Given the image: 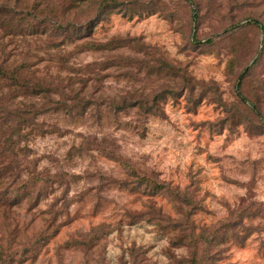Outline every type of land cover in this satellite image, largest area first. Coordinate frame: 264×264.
I'll return each instance as SVG.
<instances>
[{
    "label": "rangeland",
    "instance_id": "obj_1",
    "mask_svg": "<svg viewBox=\"0 0 264 264\" xmlns=\"http://www.w3.org/2000/svg\"><path fill=\"white\" fill-rule=\"evenodd\" d=\"M39 1L0 0V52L12 65L38 61L24 77L52 90L25 95L0 82V115L29 119L17 133L0 130L2 149L9 140L14 150L2 159L11 169L0 171V192L22 196L0 207V264H264V132L240 117L251 112L235 88L259 57L264 94V34L243 32L234 75L226 35L261 14L264 4L252 6L261 0H115L148 11L115 9L95 27L86 40L129 39L112 51L16 31ZM46 1L77 24L94 14ZM161 60L191 84L154 68ZM132 172L164 191L131 190Z\"/></svg>",
    "mask_w": 264,
    "mask_h": 264
},
{
    "label": "trees",
    "instance_id": "obj_2",
    "mask_svg": "<svg viewBox=\"0 0 264 264\" xmlns=\"http://www.w3.org/2000/svg\"><path fill=\"white\" fill-rule=\"evenodd\" d=\"M69 3L68 10H77L80 8H92L93 15L87 18L84 23L77 24L72 19L71 15L65 13L64 11L60 12L58 15H54L52 13V9H47L50 7L46 4V0H40L39 2L35 3L31 11L28 13V17L22 16L18 23L15 26H12L16 31L18 30H28L31 33L36 34H43L49 32L51 35L58 37L61 40V43H65L66 41L74 42L76 40H83L78 46L79 51L84 50H92V51H112L116 49H120L129 45V39H121V38H114L107 43H98L93 42L91 40H86L90 38L94 34L95 27L103 20L107 19V17L113 13L115 9H119L120 12H123L125 15L129 11H133L132 14H139L140 11H148V9L139 1L134 2L133 4L130 3H120L115 0H67ZM257 6H256V5ZM252 6L261 7L264 4V0H261V4L255 3ZM246 5V4H244ZM250 6V7H252ZM47 14H51L54 16H49ZM131 14V15H132ZM245 24L240 26L239 24L232 27L230 30L226 32L229 39L231 40V51L234 56L228 64V71L230 75H234L235 67L238 64L237 56L240 52V49L246 45L243 39H245L244 31H255V35L259 36L260 33L264 34V10L261 14H248L244 19ZM2 27V26H0ZM241 36V37H240ZM194 39V37H193ZM251 39V38H249ZM248 39V40H249ZM91 41V42H90ZM252 41V40H251ZM203 44V45H213L214 39H208L205 42H197L196 44ZM249 49L253 54L258 53V43H257V50L254 49V45L250 44ZM4 52H0V82H7L8 85L17 87V89L22 94H31L34 96L39 95H49L52 90L50 88H45L42 84L37 82H32V80L27 79L24 77L26 74V70L30 68V66H35L38 64V61H31L28 63H21L12 65L9 63L7 57L4 56ZM129 60V59H128ZM260 58L258 57L253 65L246 70H244L237 82L235 83L237 98L239 99V103L247 108L251 112V116L248 118L240 114V117L246 119L248 121L249 129L252 131L253 134H259L264 132V116L262 111L260 110L259 103L264 104V94L259 90L262 88V83L256 79L254 76V69L259 64ZM119 61V60H116ZM14 66V67H12ZM159 69V71L164 72V68L168 69L175 78L182 79L185 81L187 87L191 84L189 78H187L182 69H176L169 64L164 63L162 60L154 67ZM79 72H82V69H78ZM252 76L255 80H252ZM256 82L259 84L254 85ZM87 81L84 80V83ZM247 86H250V95L246 96L243 90L246 89ZM253 86V88L251 87ZM162 97V94H156L150 101L154 104L157 103ZM150 101H145L148 105ZM145 104V106H146ZM56 105H63L65 109L69 107L64 104L56 103ZM89 105V103H88ZM128 102L123 101L116 105V109H123L128 107ZM26 112L27 115H31L33 112V108H30ZM4 109L0 105V114H2ZM13 119L4 118L0 115V130H16L15 133L19 132L20 129L29 123V119L26 120L22 113L14 112L12 113ZM258 122V124H257ZM9 140L5 141V148L2 149L3 144H0V171L5 169H11V163L2 162V159L8 158L11 154L13 155L14 150L12 146L8 144ZM1 142V139H0ZM13 144V142H12ZM132 172L133 178L135 179L132 184H129L132 188L131 190H141L144 188V191H149L153 193L163 192L165 187L161 184H158L156 181L152 179H147V177L136 174ZM1 176V175H0ZM135 185V186H133ZM127 186V184H124ZM14 195V196H12ZM21 193L18 191L17 188H13L12 186H8L0 192V207H5L10 205L13 200H18L21 198ZM192 264H201L197 256L193 257Z\"/></svg>",
    "mask_w": 264,
    "mask_h": 264
}]
</instances>
